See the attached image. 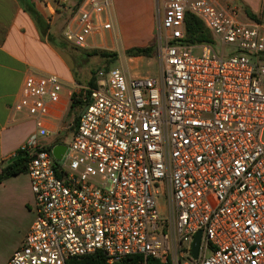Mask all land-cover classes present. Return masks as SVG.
I'll use <instances>...</instances> for the list:
<instances>
[{"label":"built area","instance_id":"1","mask_svg":"<svg viewBox=\"0 0 264 264\" xmlns=\"http://www.w3.org/2000/svg\"><path fill=\"white\" fill-rule=\"evenodd\" d=\"M156 6L160 74L99 69L81 96L87 109L55 144L41 137L64 83L52 73L24 78L14 110L35 124L20 149L30 157L35 219L6 264L97 252L108 264H264V21L242 22L211 0ZM109 8L85 0L66 40L89 46L112 27ZM186 14L215 44L184 43ZM57 144L66 146L60 159Z\"/></svg>","mask_w":264,"mask_h":264},{"label":"crops","instance_id":"2","mask_svg":"<svg viewBox=\"0 0 264 264\" xmlns=\"http://www.w3.org/2000/svg\"><path fill=\"white\" fill-rule=\"evenodd\" d=\"M211 1L219 6L248 8L260 21L264 19V0ZM29 4H34L41 18L36 20L33 17L25 7ZM56 6L54 0L48 3L0 0V163L16 155L35 131L33 119L14 110L28 74L35 71L38 74H56L65 86L60 102L49 104L51 116L47 125L50 134L43 142H58L68 123L64 124V117L72 100L68 98L67 91L76 90L78 85L75 84L72 67L64 56L63 38L69 45L74 44L66 40L64 31L59 36ZM155 6L156 0H110L112 27L90 38L89 46L96 45L99 40L116 50L143 45L153 36ZM34 219V195L29 175L19 173L1 181L0 264H6L21 246Z\"/></svg>","mask_w":264,"mask_h":264},{"label":"rangeland","instance_id":"3","mask_svg":"<svg viewBox=\"0 0 264 264\" xmlns=\"http://www.w3.org/2000/svg\"><path fill=\"white\" fill-rule=\"evenodd\" d=\"M41 3V0H38ZM85 0H54L57 11V18L59 19V36L63 34L64 29L72 17L76 14L79 7ZM228 7V11L231 12L234 8L237 10L236 18L242 22H251L252 19L246 14L245 8L241 6H224ZM159 12L157 6H155L154 14V29L152 39L146 41L143 45H136L129 47L127 49H112L109 45H105L99 40L94 46L80 47L76 45H69L63 38L64 45V56L66 57L68 63L71 65L73 70V76L75 80L76 90H74V95L72 98L81 100V96L88 97V83L91 80L94 73L98 69H110L118 67L121 69H128L132 74H142V75H151L158 76L160 74V69L162 67V49L160 46V41L156 35L155 27L158 21ZM41 18V16H40ZM49 19L51 17L49 16ZM261 21H264L261 20ZM57 33V35H58ZM99 39V38H98ZM68 46V48H67ZM137 46H152L153 51L149 56H130L127 53V50ZM230 50L229 47L226 48ZM91 55L88 56L87 54ZM199 54V51L195 52ZM36 74L38 72L35 71ZM42 75V73H39ZM90 87V86H89ZM74 88V87H73ZM75 89V88H74ZM72 100V99H71ZM73 101V100H72ZM71 101V102H72ZM82 101V100H81ZM83 104V102H82ZM81 106L78 105L75 108H69L66 116L64 117V124L69 122L71 119H75L81 113ZM66 141L71 135V130H67ZM63 133L60 134L62 136ZM42 140H45L47 137H41ZM163 201V199L161 200Z\"/></svg>","mask_w":264,"mask_h":264},{"label":"trees","instance_id":"4","mask_svg":"<svg viewBox=\"0 0 264 264\" xmlns=\"http://www.w3.org/2000/svg\"><path fill=\"white\" fill-rule=\"evenodd\" d=\"M29 12L33 15V17L38 20L40 15L38 14L37 10L34 7V4H29V6H25ZM246 14L254 21H260V18L251 12L248 8H245ZM186 22V37L183 40L184 43L187 44H215V40L210 33V31L206 28L204 23L198 19L196 16L191 14H186L185 17ZM153 47L152 46H137L130 48L127 50V53L130 56H149L152 54ZM88 56L91 54L88 53ZM99 70V69H98ZM97 70V71H98ZM96 77L97 72L94 73L91 80L89 81L88 85L90 87H94L96 85ZM90 94V92H89ZM71 108H75L76 106L80 105L81 109L83 108L84 103L79 99L72 98ZM80 115V114H79ZM79 115L75 118L78 120ZM51 148L50 146L48 147ZM24 153L23 150H18L16 154ZM30 160L29 155L27 156H20L13 161H5L4 163H0V182L4 179L17 175L19 173H27L28 162ZM67 264H108L105 255L101 252H97L92 255H86L81 257H73L71 258Z\"/></svg>","mask_w":264,"mask_h":264},{"label":"water","instance_id":"5","mask_svg":"<svg viewBox=\"0 0 264 264\" xmlns=\"http://www.w3.org/2000/svg\"><path fill=\"white\" fill-rule=\"evenodd\" d=\"M87 109V107H84L83 110L81 111V114ZM79 122V118L77 120V124ZM66 150V146L63 145V144H57L55 146H53L52 148V152H53V155L60 159L63 155V153L65 152ZM28 154L26 152L24 153H20V154H16L14 155L12 158L9 159V162L13 161L14 159L20 157V156H27ZM200 238H201V232H198L196 234V237H195V240L193 242V255L194 257L197 256V253H198V249H199V245H200Z\"/></svg>","mask_w":264,"mask_h":264},{"label":"flooded vegetation","instance_id":"6","mask_svg":"<svg viewBox=\"0 0 264 264\" xmlns=\"http://www.w3.org/2000/svg\"><path fill=\"white\" fill-rule=\"evenodd\" d=\"M82 109H83V108H82ZM82 109H81V110H82ZM76 121H77V120L75 119V122H76Z\"/></svg>","mask_w":264,"mask_h":264}]
</instances>
